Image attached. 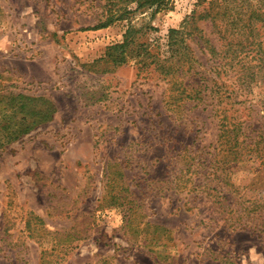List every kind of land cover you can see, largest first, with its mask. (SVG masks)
I'll return each mask as SVG.
<instances>
[{"label": "rangeland", "instance_id": "1", "mask_svg": "<svg viewBox=\"0 0 264 264\" xmlns=\"http://www.w3.org/2000/svg\"><path fill=\"white\" fill-rule=\"evenodd\" d=\"M209 1L166 0L153 13L124 0H0V28L29 59L0 58V264H264V158L217 162L210 107L172 104L173 82L139 63L142 44L167 60L169 30ZM220 1L230 12L258 3ZM117 13L122 20L94 28ZM130 25L127 63L115 66L107 49ZM186 43L200 72L185 83L219 86L245 108L247 142L264 134V77L240 83L237 74L264 73V61L224 66ZM46 109L59 113L70 148L54 175L55 159L42 173L29 166L32 139L20 152L5 138ZM79 142L91 147L82 156L67 145Z\"/></svg>", "mask_w": 264, "mask_h": 264}, {"label": "trees", "instance_id": "2", "mask_svg": "<svg viewBox=\"0 0 264 264\" xmlns=\"http://www.w3.org/2000/svg\"><path fill=\"white\" fill-rule=\"evenodd\" d=\"M256 1L258 2L256 5L251 4L250 8H246L240 12H230L234 9L231 10V8L222 4L220 0H211L201 10L193 11L192 16L185 19L180 28L169 30L167 36L169 57L167 60H161L158 54L151 53V51L147 50L145 44L138 45V56L141 58L139 59L141 67H149L151 64H154V70L158 71L162 78L173 82V89L176 90V94L169 95L172 104L183 106L194 102L195 104L192 107H197L200 104H206L203 110H207V107H210L211 116H214L217 120L218 132L213 157L217 162H220V159L218 160L220 154H222V159L226 162L229 160L235 161L241 157L245 159H252L253 156L260 157L261 159L264 158V147L261 146L264 144V134L258 136L257 132L254 139L247 142L249 136L246 135V132L250 124H245L247 120L244 118L242 121L239 120L245 108L237 107L236 104L225 101V99H228L227 97H223L226 92L222 93L219 86L207 87L203 82H199L195 86L189 85L188 81L185 83V80L195 77L200 72L192 64L193 50L190 49L186 41L188 38L209 59L214 57L224 59V66H232L236 59L237 64L242 63L246 58L262 63L264 61V0ZM124 2L126 4L135 2L137 3V9L147 7L155 13L166 0H124ZM125 7L127 8V5ZM126 8H124V13L127 12ZM123 17L122 13L110 15L94 28L101 29L107 27L114 21L122 20ZM231 18H235L234 21H231ZM136 32L135 28L130 25L124 33L122 43L113 45L107 49L106 57L112 59L115 66L127 63V53L125 50L133 42ZM237 34L245 37L246 43L240 42L235 44L234 41L239 37ZM249 45L255 46V48L248 52L246 48ZM116 51H118V54L114 55ZM241 70L242 73L237 71V74L245 78L239 77L238 81L240 83H244L245 79H249L251 82L259 77H264V73H260L261 71L258 70L253 71L250 68ZM19 98H23L28 102L33 100L29 97ZM204 98H208L210 101L208 102ZM16 99L17 97L13 98V100ZM49 112L50 109H46L38 117L37 122L25 126L18 132L7 134L5 137L7 138V142L17 140L37 124L50 120L52 113ZM235 113H238L239 116L237 117Z\"/></svg>", "mask_w": 264, "mask_h": 264}, {"label": "crops", "instance_id": "3", "mask_svg": "<svg viewBox=\"0 0 264 264\" xmlns=\"http://www.w3.org/2000/svg\"><path fill=\"white\" fill-rule=\"evenodd\" d=\"M1 3V2H0ZM0 8H2L0 6ZM1 27V25H0ZM2 28V27H1ZM0 28V58L3 60H14V61H27L26 56L22 55L23 51L18 50L14 51L11 40L5 37L4 30ZM58 120H60L59 113L55 112L52 114L51 119L37 124L31 129L28 133L23 134L17 139L15 142H11L12 144H17L19 146V151L22 152L24 146L26 145L24 142L26 140L32 139L30 144H33L37 147L34 153L29 154L28 162L30 163L29 166L39 167L40 172H45L43 167H48V165L44 166L45 161H49L51 158L55 159V172H49L46 175H54L64 169L67 165V160L65 161L66 155L64 152L69 150L70 148H64V145L60 141V134L58 131ZM62 134V132H61ZM29 144V143H28ZM68 146H72L75 148H71L72 150H76L79 156H82L81 153L85 151L87 148H91L89 143L86 144L84 142H79L76 146L75 144H67ZM43 170V171H42ZM36 172V171H34ZM33 171H28L27 175H25V179L27 177L28 180V190L37 191L38 187L33 182L31 175H34ZM24 177V175H23ZM52 177V176H51Z\"/></svg>", "mask_w": 264, "mask_h": 264}]
</instances>
